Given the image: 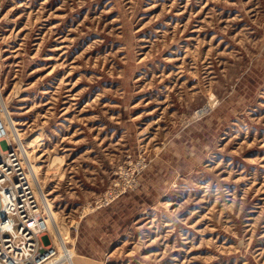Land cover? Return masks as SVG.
Listing matches in <instances>:
<instances>
[{"label": "rangeland", "instance_id": "374dc122", "mask_svg": "<svg viewBox=\"0 0 264 264\" xmlns=\"http://www.w3.org/2000/svg\"><path fill=\"white\" fill-rule=\"evenodd\" d=\"M0 90L77 264H264V0H0Z\"/></svg>", "mask_w": 264, "mask_h": 264}, {"label": "built area", "instance_id": "2783aa9c", "mask_svg": "<svg viewBox=\"0 0 264 264\" xmlns=\"http://www.w3.org/2000/svg\"><path fill=\"white\" fill-rule=\"evenodd\" d=\"M6 125L9 127L8 121L0 117V201L5 215L0 219V264H62L61 259L52 258L55 253L44 233V220L38 216L39 205L30 182L25 179L21 150L17 142L10 146L6 140ZM10 178H14L13 188L8 187ZM7 213L17 218L10 229L6 227ZM31 222L34 224L29 227ZM45 240L48 242L43 245Z\"/></svg>", "mask_w": 264, "mask_h": 264}, {"label": "bare ground", "instance_id": "6f19581e", "mask_svg": "<svg viewBox=\"0 0 264 264\" xmlns=\"http://www.w3.org/2000/svg\"><path fill=\"white\" fill-rule=\"evenodd\" d=\"M0 110H1L0 117L5 118L9 124V127L6 125V130H7L6 140L9 142L10 146H13L15 142H17L21 150V164L24 166V169L26 171L25 173L26 178L25 177L24 178L28 179V181L30 182L34 197L38 202L39 205L38 216L44 220L45 223L44 233L47 234V236L49 237L51 244L50 247L53 248V251L55 253L52 258L61 259L62 264H77L78 256L71 248L67 247V244L63 238L61 227L59 226V222L57 220L56 213L51 209V204L47 196L43 192V186L38 177L39 174L37 173L38 166H36L35 162L33 161L34 158L32 157L31 153L27 150V147L23 143L21 134L19 133V130L16 127L17 125L16 121L12 120V118L10 117L7 104L2 99L1 90H0ZM58 161H59V157L57 156L51 157L48 169L54 172L55 170H53V167L56 166ZM8 181L10 182V185L8 187L13 188L15 183L14 178H10L8 179ZM41 208L43 209L46 215L45 214L42 215L40 213ZM0 219L3 220L5 219L4 213H2ZM6 219L9 220L6 227L10 229L16 223L17 218L7 213ZM33 224L34 223L31 222L28 226L31 227L33 226ZM38 240H40V238H38ZM43 245L45 244L43 243Z\"/></svg>", "mask_w": 264, "mask_h": 264}, {"label": "water", "instance_id": "95a60500", "mask_svg": "<svg viewBox=\"0 0 264 264\" xmlns=\"http://www.w3.org/2000/svg\"><path fill=\"white\" fill-rule=\"evenodd\" d=\"M2 216V213H1V201H0V217Z\"/></svg>", "mask_w": 264, "mask_h": 264}]
</instances>
